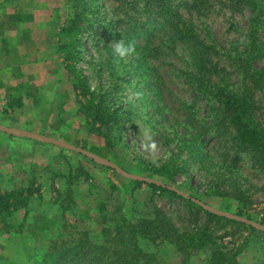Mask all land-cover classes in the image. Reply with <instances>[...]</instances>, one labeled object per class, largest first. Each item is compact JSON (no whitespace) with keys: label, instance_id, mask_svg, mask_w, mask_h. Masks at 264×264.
Returning <instances> with one entry per match:
<instances>
[{"label":"rangeland","instance_id":"obj_1","mask_svg":"<svg viewBox=\"0 0 264 264\" xmlns=\"http://www.w3.org/2000/svg\"><path fill=\"white\" fill-rule=\"evenodd\" d=\"M132 1L98 0L97 4L104 5L106 14L115 21L122 10L127 12L125 4ZM135 1L137 6L143 5L142 0ZM170 1L184 27L197 32L217 54H212V61L218 76L237 88L239 76L226 58L243 50L250 12L232 11L225 0H210V7L199 11L192 10L193 0ZM73 6V0H0V11L7 10L13 16L6 27L15 30L7 37V53H0V128L15 132L0 130V143L7 136L14 137L0 145V165L21 161L26 167L24 173H14L21 180L17 184L20 187L0 194L18 193L19 188L29 186L32 190L22 193L24 202L17 210L1 207L0 264H38L53 244L69 245L79 232L97 233L101 222L100 213H96L103 200L116 201L112 210L118 208L125 218L142 214L145 206L149 215L155 208L175 225L193 221L180 199L164 193L169 191L193 198L203 210L218 212L220 217H235L240 225L216 230L213 240L229 248H241L247 242L239 264H264V235L254 237L249 229L264 233V176L247 156L234 154L215 139V130L207 124L213 104L197 98L186 50L163 37L154 39L149 50L138 54L142 38L130 36L123 42L131 44L134 52L126 61L117 62L112 53L111 57L101 53L99 58L86 34L77 36L82 40L77 47L75 34L61 33L73 16ZM13 10L21 15L15 17ZM42 10L43 16H39ZM127 13L134 18L138 11ZM98 15L91 13L88 18ZM26 16L29 19L23 22ZM19 28L27 31L19 36ZM110 44L112 47L114 42ZM65 51H80L70 67L87 79L90 90L118 86L110 102L113 109L123 106L120 114L129 112L123 116L124 132L117 146L108 147L80 111L82 99L76 98L72 89L75 79L68 71ZM254 99L260 103L257 116L264 125V102L256 92ZM189 116L204 125H188ZM22 132L60 141L79 152L25 137ZM165 165L166 169L162 167ZM148 184L164 186L168 191ZM69 200L74 205L64 211L70 206ZM11 201H7L9 205ZM238 210L242 216L237 215ZM141 248L146 253L157 252L165 264L177 263L176 249L163 241H142ZM192 263H199V259L195 257Z\"/></svg>","mask_w":264,"mask_h":264},{"label":"trees","instance_id":"obj_2","mask_svg":"<svg viewBox=\"0 0 264 264\" xmlns=\"http://www.w3.org/2000/svg\"><path fill=\"white\" fill-rule=\"evenodd\" d=\"M142 1L143 5L140 7L135 0L125 4L128 10L134 12L137 9L138 13L134 14V18L128 16V10L127 12L122 10V15L117 14V19L112 21L111 16L106 14L107 8L97 4L98 0H73V16L66 22L61 33L71 37L75 34L74 44L77 47L82 43L81 38L77 36L81 33L86 34L91 50H94L99 58L101 53H108V57H111L112 47L109 45L112 41L121 39L124 41L130 36H134L135 39L142 38L143 45L138 54L149 50L150 44L156 38L168 37L171 43H179L188 53L191 83L197 98L213 104L209 109L207 124L210 129L215 130V139L224 146H229L231 151H235L234 154L241 153L247 156L252 166L264 176V125L261 117L259 120L257 116L260 103L254 99L256 92L259 93L261 102H264L263 0H225L231 5L229 9L232 11L238 9L241 12L244 10L250 12L243 50L226 58L233 73L239 76L240 85L234 89L216 73L212 54L213 56L217 54L203 43L197 32L184 27L178 9L170 0ZM210 5V0H193L191 8L198 11L206 10ZM91 13L93 16L95 13L99 15L89 20ZM154 49L157 51V48ZM65 53L67 56L65 62H70L67 66L68 71L75 79L72 89L76 98L82 99L79 101L80 111L86 114L92 130L100 134L108 147L117 146L124 132L121 127L123 116L129 112L120 114L123 106L113 109L114 103L110 102V99H114L111 93L113 90L116 91L118 86L90 90L87 79L70 67L80 55V51ZM254 63H259L260 66L257 67ZM213 77L216 81H213ZM187 118L188 125L192 123L204 125V122L193 116ZM96 125L98 127L94 128ZM167 165L162 167L166 169ZM148 186L159 191H168L164 186L153 184ZM19 189L18 193L0 194V210L1 207L3 210L11 208V211L17 210L24 202V198H21L22 193L32 192L31 186ZM164 193L180 199L187 215L193 221L188 219L186 225H175L167 215L155 208L149 215L145 206L142 214L125 218L124 212L120 213L118 208L112 210L116 201L103 200L99 205V212L96 213V215L100 213L101 222V228L97 233L79 232L77 239L69 245L66 242H60L58 246L53 244L41 255L38 264H165L161 262L157 252L146 253L141 248L142 241L154 244L158 240L176 249V264H193L192 260L195 257L199 259L197 264H239V255L248 246L247 242H244L241 248H229L221 247L213 240V233L216 230L240 225L239 222L203 210L193 198H186L171 191ZM8 200H12L10 205ZM73 205L72 200L64 211ZM237 215L242 216L241 210H238ZM249 229L254 237L264 235L252 227Z\"/></svg>","mask_w":264,"mask_h":264},{"label":"crops","instance_id":"obj_3","mask_svg":"<svg viewBox=\"0 0 264 264\" xmlns=\"http://www.w3.org/2000/svg\"><path fill=\"white\" fill-rule=\"evenodd\" d=\"M13 11H14L13 14L15 15V17H19L21 15V14H18V12L21 13L20 11H18V10H16V11L13 10ZM43 11L44 10H42L41 12L39 11L38 15L43 16ZM45 13L47 14L46 10H45ZM49 13H51V12H49ZM36 15H37V13L35 14V16ZM11 16H12V14H9L7 12V10L0 11V53L2 52L3 55L6 54L8 51L7 37L13 33L12 31L15 32V30L13 28L9 29L6 27L7 26L6 21L10 20ZM28 19H29L28 17H27V19H23V22L24 21L27 22ZM36 19L37 18H35V20L33 22H36ZM42 20H44V17ZM22 26H24V25H22ZM26 31L27 30H23L20 28L16 29V33H18L19 36L22 35ZM2 61L4 62V61H6V59L4 60L2 58ZM2 138H3V136H2ZM7 139L8 138L5 137V141L1 142L0 145H2V146H3V144L6 145ZM14 168H16V170ZM8 170H10V171H8ZM25 170H26V167L23 166V163L21 161H17L15 163L6 162V163H3V165L1 164L0 165V173L2 174V177H0V191H6V192L12 191L13 189H15V186L17 187V184H21V180L19 178L17 179V177H15L16 175H14V173H16V171L24 173ZM18 187H20V186H18Z\"/></svg>","mask_w":264,"mask_h":264},{"label":"water","instance_id":"obj_4","mask_svg":"<svg viewBox=\"0 0 264 264\" xmlns=\"http://www.w3.org/2000/svg\"><path fill=\"white\" fill-rule=\"evenodd\" d=\"M0 130L3 131V132L10 133V134H14V133H15V132L12 131V130H6V129H3V128H0ZM21 134H22L23 136H25V137H28V138H32V139H36V140H41V141H44V142H47V143H52V144H55V145H57V146H60V147L66 148V149H70V150L78 151V152H79L78 149H76V148H74V147H72V146L65 145V144L61 143L60 141H57V140H54V139H51V138H47V137H43V136H39V135H36V134H31V133H24V132H22ZM92 158L95 159V160H97V159L94 158V157H92ZM98 161L102 162V163L105 164V165H108V166H110V167H113L110 163H107V162L102 161V160H98ZM137 179L143 180V179H141V178H137ZM143 181H147V180H143ZM147 182H149V181H147ZM150 183H151V182H150ZM206 209H207V208H206ZM208 211H209V212H212V213H214V214H217V215H221V214H219L218 212H215V211H213V210H209V209H208ZM224 216H225V215H224ZM226 217H228V218H230V219H234V220H236L235 217H230V216H226Z\"/></svg>","mask_w":264,"mask_h":264},{"label":"clouds","instance_id":"obj_5","mask_svg":"<svg viewBox=\"0 0 264 264\" xmlns=\"http://www.w3.org/2000/svg\"><path fill=\"white\" fill-rule=\"evenodd\" d=\"M134 52V48L131 44H125L123 40H119L114 42L112 46V54L117 62L126 61L127 58L132 55Z\"/></svg>","mask_w":264,"mask_h":264}]
</instances>
